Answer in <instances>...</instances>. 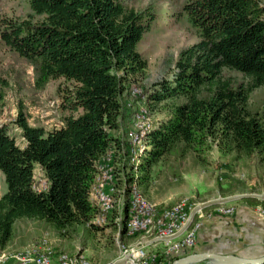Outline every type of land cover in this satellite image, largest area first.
<instances>
[{"label":"trees","instance_id":"obj_1","mask_svg":"<svg viewBox=\"0 0 264 264\" xmlns=\"http://www.w3.org/2000/svg\"><path fill=\"white\" fill-rule=\"evenodd\" d=\"M24 1L32 15L0 14L1 43L32 66L36 90L59 79L71 88L61 96L65 115L58 129L31 127L18 112L14 124L23 148L0 125V173L7 188L0 196V250L21 220L45 222L60 235L89 225L97 213L89 193L107 154L124 201L121 241L130 191L153 182L158 166L171 165L174 172L172 163L201 157L211 144L226 155L264 162V118L249 106L250 95L264 87L259 0H184L162 17L153 3L136 9L126 0ZM168 17L188 28L197 42L178 53L170 80L149 87L144 84L147 61L137 46L155 24H168L161 20ZM133 88L139 90L135 95ZM142 112L161 118L136 130L143 133L144 151L135 166L128 134ZM35 166L46 185L41 192L35 190ZM243 201L264 210V200ZM156 256L161 264L174 261L163 253Z\"/></svg>","mask_w":264,"mask_h":264},{"label":"rangeland","instance_id":"obj_2","mask_svg":"<svg viewBox=\"0 0 264 264\" xmlns=\"http://www.w3.org/2000/svg\"><path fill=\"white\" fill-rule=\"evenodd\" d=\"M182 1L184 0H126L136 9L153 3L161 17L174 12L177 3ZM259 2L264 7V0H259ZM0 14L21 18L32 15L24 0H0ZM161 20H168L169 23L155 24L137 46L138 52L147 61L144 84L149 87L160 81L170 80L173 63L178 53L197 42L196 37L188 28L173 24L170 17ZM228 75L238 82L243 81V76L238 73L229 72ZM58 88H60V94ZM68 88H71V85L59 79L51 81L43 90H36L32 66L6 48L0 41V125L7 128L9 135L19 148L24 147V140L21 131L14 124L18 112L22 111L31 127L42 128L46 132L58 129L62 126L61 118L65 115L60 110L61 96ZM134 90L139 92L133 88L132 95ZM249 106L252 112L264 118V87L255 90L250 95ZM139 108H144V106L139 105ZM160 118L161 115L157 114L147 115L146 123L152 124ZM135 129L132 127L133 131ZM169 166L155 168L156 175L153 182L146 187H139L146 201L155 205L161 212L182 202L191 208L190 214L193 208L211 200L243 194L264 196V162H254L247 157L235 154L226 155L215 144H211L209 150L201 157L188 155L184 160L172 163L174 172H171V165ZM38 179L43 181L42 177H36V184ZM6 191L4 177L0 173V195L3 196ZM93 204L97 207L95 203ZM123 207L124 201L119 199L115 211L106 215L101 226L74 227L64 235L58 234L51 225L45 222L18 221L15 226V238L12 237L7 248L1 251H5L10 256H17L46 240L55 255H79L89 264H114L121 259V245L128 249L145 247L146 251L154 254H157L158 250L164 254L168 242L149 244L155 237L152 230L149 233H138L132 237H126L123 241L119 239ZM241 207H247L253 212L256 210L260 216L264 217L262 207H250L240 200L215 206L208 212L202 210L196 215V222L199 221L202 224L201 221L204 218L212 215L231 216ZM222 210L231 211L222 213ZM23 233L35 239L25 243L27 236L24 237ZM183 236L184 234L179 238ZM249 242L251 247L264 249V238H252ZM196 243L195 239L194 245ZM155 244H159L157 246L160 247L155 246V251H152L150 246ZM179 254L170 255L174 257L171 264L185 258ZM198 264H211V262L205 261Z\"/></svg>","mask_w":264,"mask_h":264},{"label":"built area","instance_id":"obj_3","mask_svg":"<svg viewBox=\"0 0 264 264\" xmlns=\"http://www.w3.org/2000/svg\"><path fill=\"white\" fill-rule=\"evenodd\" d=\"M137 93L136 90L133 91V95ZM146 120L147 114L145 112L139 114L133 124L136 128L135 131L129 134L135 148L132 158L135 166L138 165V157L144 151L141 144L143 133L137 134L136 130L141 131L145 126L148 127ZM111 156V154H107L98 165L94 184L89 193L90 202L97 205V213L89 223L94 227L101 226L106 215L115 211V207L119 202V191L114 186ZM39 180H37L35 186L37 192H41L46 188L44 181ZM190 210L191 208H188L185 202H182L167 211L161 212L155 205L146 201L141 195L139 187L135 185L128 196L126 237H132L138 233H149L151 230L155 234L154 239L173 236L186 223ZM230 211L226 210L222 213H230ZM190 227L182 238L166 243L168 247L164 252L165 255L173 256L179 253L182 248H192L194 246L201 223L198 221L193 227ZM146 250L145 247L128 249L121 245L120 258L127 257L126 264H161L153 252ZM0 264H89V262L79 255H55L47 241L43 240L37 246L19 253L17 256H10L5 251L0 250Z\"/></svg>","mask_w":264,"mask_h":264},{"label":"crops","instance_id":"obj_4","mask_svg":"<svg viewBox=\"0 0 264 264\" xmlns=\"http://www.w3.org/2000/svg\"><path fill=\"white\" fill-rule=\"evenodd\" d=\"M60 128V127H59ZM35 179L42 177L38 166L34 168ZM1 196V195H0ZM29 221V220H21ZM201 229L196 234V245L193 248H182L179 255L187 257L193 254L210 253L220 256H234L244 259H258L264 257V249L250 246V239L264 238V217L247 208L241 207L231 216L212 215L204 218ZM15 226L13 238H15ZM27 236L25 243L33 241L34 237ZM159 244L150 246L152 251ZM157 246L156 248H159ZM161 253L158 250L157 254ZM156 254V253H155Z\"/></svg>","mask_w":264,"mask_h":264},{"label":"water","instance_id":"obj_5","mask_svg":"<svg viewBox=\"0 0 264 264\" xmlns=\"http://www.w3.org/2000/svg\"><path fill=\"white\" fill-rule=\"evenodd\" d=\"M248 198L264 200V196L255 195V194H243V195H234L226 198L205 202L193 208V210L190 212L188 216L186 223L176 234L170 237L154 239L150 241L149 244H153L157 242H171L173 240H176L186 232V230L190 227L191 223L193 222L195 216L202 210L218 205H224V204L248 199ZM126 261H127V257H123L118 261H116L114 264H126ZM205 261L211 262V264H264V257L258 259H244V258H237L234 256H220L210 253H203V254L189 255L175 262L174 264H198Z\"/></svg>","mask_w":264,"mask_h":264}]
</instances>
